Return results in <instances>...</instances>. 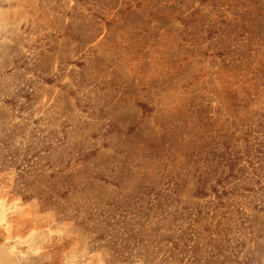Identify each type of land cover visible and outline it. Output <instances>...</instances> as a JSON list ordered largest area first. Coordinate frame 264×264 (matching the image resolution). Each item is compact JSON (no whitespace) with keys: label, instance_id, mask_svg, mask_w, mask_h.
I'll return each instance as SVG.
<instances>
[{"label":"rangeland","instance_id":"1","mask_svg":"<svg viewBox=\"0 0 264 264\" xmlns=\"http://www.w3.org/2000/svg\"><path fill=\"white\" fill-rule=\"evenodd\" d=\"M262 114L264 0H0V264H154L141 194Z\"/></svg>","mask_w":264,"mask_h":264},{"label":"trees","instance_id":"2","mask_svg":"<svg viewBox=\"0 0 264 264\" xmlns=\"http://www.w3.org/2000/svg\"><path fill=\"white\" fill-rule=\"evenodd\" d=\"M234 136L236 146L246 142L243 150L227 147L216 160L214 149H194L160 190L151 187L141 194L134 212L144 213L145 193L151 208L149 228L144 222L140 233L148 236L165 225L166 233L153 246L165 249L157 250L154 264H262L257 256L264 255V114ZM189 184L194 185L192 205L181 198Z\"/></svg>","mask_w":264,"mask_h":264}]
</instances>
